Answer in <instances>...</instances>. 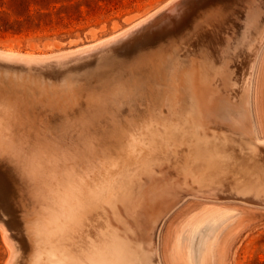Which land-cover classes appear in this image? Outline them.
Segmentation results:
<instances>
[{
  "label": "rangeland",
  "instance_id": "obj_1",
  "mask_svg": "<svg viewBox=\"0 0 264 264\" xmlns=\"http://www.w3.org/2000/svg\"><path fill=\"white\" fill-rule=\"evenodd\" d=\"M171 1L172 0H0V52L35 57H52L67 53H76L88 46H93L101 42H105L106 40L108 41L111 38L123 34L127 30L133 28L136 24H139L140 22L147 20L148 18H152L153 16L152 20H148L150 24H152V21L154 19H157L158 17L157 15H153V13H157L159 9L161 10ZM206 2H208V5L206 4ZM214 2H216V0H199L198 2L193 4L194 6H192V8H189L186 13H184L178 19H174L172 21V23H174V25H172V28H174V30L169 34H166L168 38L166 37V35H155L154 38L152 37L151 40L146 42V44L149 42L146 48L141 49L145 47L146 44L144 43L140 44L141 46L135 45L131 49H129L132 52L128 50L127 52L117 54L113 61H111V63L113 62V64L106 63L104 65L103 62L100 63V60L96 59L95 61V58H92L91 63H87L86 65H89L84 68L82 72L81 69H77L70 73L73 79H71L70 76L68 77L69 74L66 75V72L64 70L63 71L65 73H60L62 70L57 69L58 65L50 66V68L48 67L47 69H44L46 68V66H39L41 67L39 68V70L34 67L32 68L28 66H26V70L20 69V71L19 69H0V163H2V165L0 164V167H4V165L7 167H17L24 183L22 186L23 200H21V203L18 202L17 204H13L11 199L4 193V190L1 191L0 189V209L3 210H0V218L2 219L3 217L4 219H2V221L0 219V264H11L12 258L14 259L12 260L15 261L12 262V264H28V259L25 260V258H28L32 250L33 241L31 237L33 234V226L38 221V218L41 215L40 211L42 209V198L40 197L41 193L39 190L40 184L38 183V179H36L35 176L33 177L29 170L31 165H34L36 161L46 164L50 160V163H52L60 153L66 154L67 162H74V164L77 163L79 166L82 165L84 161H79L82 159H85V163H83L85 166L86 161L87 163L90 162L91 164H95V162L97 163V160L99 159V161L102 162L106 156L108 159L111 157L110 160L114 159L115 161H119V158L122 157L125 153L127 144L126 142L128 141L129 135L134 131V129L140 127L141 124L143 125L146 120H150L152 118L155 119L158 116L169 117L173 115V113H176V115L178 116L182 114L185 115L187 114V111L190 112L189 110L191 109H195V111H198L201 121L202 119H204L202 123L204 126H206L204 128L208 130L207 132L209 134L215 133L217 135L221 134L222 136L227 135L226 137L230 136L242 138L246 135L250 136V134L252 136L250 130L251 128H253L258 136L259 144L264 146V30L254 31L258 26L255 25V23L258 24V17H256L255 19H245L244 17L243 21L245 22L243 23L245 24L240 25V27L242 28L240 30L250 27V35L252 37L249 36V44L255 45V43L257 44L259 41L262 42V47L259 50L254 66L252 83L249 90H242L237 94L233 93L231 89V81L236 70L235 63L237 62V60H239V56H237L236 58V53H233L231 48L228 50L226 48L231 47V45L229 44L233 43L237 38V35H235L234 31H230V28L233 26V24L239 23V21H241V16H243L244 14H246V18H248L247 15L252 11V7H255L256 2L255 0H244V2L242 0H237L236 2L240 3L238 4L239 7H237L236 3H234V5H231L232 7L230 6V9L226 8L221 12L214 8ZM260 2L262 3V0ZM252 3L254 4L253 6L251 5ZM210 9H213V11L215 12H211L212 10L210 11ZM207 11L210 13H208ZM242 13L243 15H241ZM256 16H258V14ZM182 20H184L183 24L181 23ZM247 21L251 23L249 24ZM230 22L232 24H230ZM179 27L182 29H179ZM227 27L229 28L228 30L230 32L227 30ZM188 28L189 30L187 31ZM139 29H137V31H139ZM185 29L187 32L185 31ZM259 31L260 33L258 34ZM133 32L130 33L133 34ZM232 32L233 35H231ZM182 33L185 34L183 35ZM200 36L201 38H199ZM159 37H161L162 39ZM232 37L235 38L232 39ZM202 38H204L203 41H201ZM207 38H209L211 41L207 40ZM158 39L160 43L158 42ZM225 39L226 43L223 42ZM250 39H252L251 42ZM205 40L208 42H206ZM199 41L204 44L206 43L205 46L210 47H208L206 50V48L203 46L204 44L199 43ZM155 42H158L160 45L162 44V48L160 49L161 52L156 54L157 56L155 55L154 57L149 59V61L142 60L144 56H141V54H146L145 50L148 46L155 47ZM158 43L156 46L159 45ZM227 43L229 46H226ZM195 46L196 50H194ZM185 48L189 50L185 51ZM139 49H141L142 52ZM175 50L176 52H178V54H180L178 55L177 53H175ZM213 50L216 53H214ZM137 52L140 57L138 56ZM182 52L184 53V55L182 54ZM89 53H91L92 55H96L98 53V50ZM153 53L154 51H152V54ZM185 54L187 55L186 58ZM82 55H84V53ZM177 55L181 57L179 58ZM212 55H215L214 58ZM135 56L137 57L134 58ZM218 56H220V58ZM174 57L175 59H173ZM120 59L122 61H124L125 59V61L122 62ZM217 59L219 60L217 61ZM52 60H56V58H52ZM118 60L122 62L121 66L119 65ZM184 60H186L187 63ZM134 61H136V64H133ZM140 62L141 64H139ZM114 63L120 66V68L126 65V68H122L123 72L121 71V73L119 71L120 68L114 67L115 69L113 68L112 70V67L115 65ZM142 63L146 64L147 66L143 65ZM215 63H217V67L214 65ZM110 64L111 66H113L110 67ZM122 64L125 65L122 66ZM91 66L95 67L91 68ZM169 66L173 67L174 70H172V68H170ZM143 67L145 71H147L146 69L148 67L150 69V72L152 71L154 74L150 75L149 73L148 75L149 71L145 72L143 70ZM150 67H152L153 69L151 70ZM94 68L97 69L95 70ZM103 68H106V72ZM109 68H111V72H108V70H110ZM40 69H42L43 71H41ZM138 69H140V72H142L140 73ZM99 70L100 72H97ZM114 70L117 74L114 72ZM125 70L126 73L124 72ZM129 70L131 71V73ZM6 71H9L8 74ZM143 71L146 74H143ZM157 71L159 74H157ZM127 72L129 73V75H127ZM30 73L36 76L35 79L34 76L28 75ZM107 73H111V76H116H114V78H111V76ZM52 74H54V77H52ZM42 75L45 76V78H43ZM101 75H107V78L106 76L105 78H102L103 76L101 77ZM123 75L125 76V78H127H124L126 82L124 81V79H122ZM145 75L148 79L144 78ZM156 75L159 78H156ZM49 76L51 78H49ZM41 77L43 81H41ZM64 77H66L67 80L64 79ZM96 77H98V79ZM54 78L58 80H54ZM74 78H76L77 80H74ZM78 78H80L81 80ZM162 78L164 79L163 81ZM84 79H86L87 81ZM101 79L104 81H102ZM106 79L110 80V82L108 83V80ZM117 79L122 80L124 82V85ZM128 79H131L133 81H128ZM225 79L226 83H224ZM48 80L51 81L48 82ZM215 81H217L216 84ZM98 82L101 84H99ZM96 83L98 84L97 87ZM116 84L119 85V87L116 86ZM166 84L167 88L165 86ZM218 84H226V86L229 85V87H227V89L225 88L226 86L223 85L225 88L224 92L223 89H221V87L223 88V86H219ZM99 85L103 86L99 87ZM105 86H107V88H105ZM136 86L140 89H137ZM89 87L91 89H89ZM161 87L165 88L162 89ZM141 88H144V90H142L143 92L141 91ZM92 89H94L95 91ZM103 89L105 90V92H103ZM136 90L137 92H139V94L136 92ZM162 90H165L166 92ZM226 90H228L227 92L229 94L226 93ZM106 91H109L110 93H107ZM2 92L4 93L3 95ZM105 93H107V95ZM109 94H111L110 97L108 96ZM223 95L228 98H225ZM113 98H115L116 100ZM188 98L190 99L188 100L189 102L187 101ZM103 100H106L107 103ZM114 100L116 101V105ZM192 100L193 102L191 103L190 101ZM198 100L202 102L198 103ZM84 102L85 106L82 105V103L84 104ZM111 102L113 104H110ZM129 102H131V104H129ZM135 102L138 103V106L137 103L135 104ZM100 103H102L103 105H101ZM117 103H119V105H117ZM121 103H124L123 106ZM95 104H97L98 106H96ZM104 104L106 105V109L104 108ZM108 104L110 105L107 106ZM112 105L114 108L111 107ZM109 107L112 111H110ZM116 107H118L119 110H117L118 108L116 109ZM96 108H98L99 110ZM121 109L122 111H120ZM101 110L103 113L101 112ZM137 110L143 115L141 116V114L138 113ZM76 111L79 113V115H81H77L78 113ZM117 111L119 114L117 113ZM94 113L97 114L93 116ZM112 113H114L115 115L117 114L118 119ZM208 113L210 114V116ZM98 114H100V122L97 121V117H99ZM102 114L106 115H103L105 117V120L102 119L104 118ZM123 114L124 117L120 118L123 116ZM87 115H89V117ZM108 116L110 117V120ZM111 117L114 121H111ZM133 117H136V119ZM77 118L86 120L84 121V123H86L89 127L83 124V120L81 121ZM141 118L143 119V121ZM87 120L91 122V125L93 122V126H91L90 123L87 122ZM234 120L238 123H236L237 125L234 123ZM104 121L108 122L106 123L108 125H105ZM101 123H103V125L101 126H104L105 128L101 127L100 129L99 125ZM109 123L110 127L113 124H117L113 125L116 128L111 127L112 130L109 129ZM128 123H130V125L127 126ZM78 124H81L82 127L80 125L78 126ZM228 124L231 126L230 128ZM210 127L213 128L211 129ZM214 127H216L217 129H215ZM242 131L244 132V134H242ZM224 132H226V134H224ZM55 133L59 137L57 135H53ZM56 136L58 137V139ZM52 141L54 142V144ZM81 145H83L87 152L84 151V148L81 147ZM80 147L82 150H80ZM73 150L74 152L76 151L77 156L76 153L73 152ZM81 151H84L82 152V156ZM72 152L74 155L72 154ZM84 153L91 154L92 156H88V154L84 155ZM101 153H103V155ZM67 155L69 156V158ZM78 155L82 158H80ZM99 155H101L102 158L104 157L103 160ZM85 156H87V158H85ZM37 157L38 159H36ZM74 157H77L76 160H78V162L74 159ZM170 169H172V167H170ZM160 174L156 176V185L157 183L162 184L164 182H168L169 184L174 183L169 179L171 177H169V174H166L165 172H162ZM175 174L178 177L176 171ZM2 181L5 182L3 176L0 177V183H2ZM185 195L186 193H183L177 198L173 196L168 197V199L166 200L168 201V203L171 200L170 203H172L166 206L167 209H163L158 212V222H161L158 232V252L161 264H201L200 262H195L193 257H190L188 255V250L179 249L177 243L175 242H177L178 237L185 233V230H187L200 216L204 215L205 213L208 217H212V214L214 216H222L223 214L228 216L226 220L225 218L222 220V222L224 221L223 223H220L222 225L219 226V224H216L217 228L215 229L219 228L217 231L214 229V231H211L212 234L216 231L214 235L217 237H213V235H211L214 240L212 238H209L207 241L209 242L210 240H212V242L210 241L211 255L208 256V259L205 262L206 264H264V207H257L255 205L245 203L237 199L213 201L211 199L207 200V198L204 200L197 199V197L192 195L185 197ZM181 198L183 199L179 200ZM177 201L180 202L176 204ZM1 212L6 216H2ZM162 216L163 218H161ZM20 218L22 219L20 220ZM20 222L23 223V225H21ZM206 224L208 226V223ZM205 225L204 227H206ZM210 225H212V222ZM4 229L6 231H4ZM22 232L24 233L23 240L25 242H23L21 245L18 238ZM9 233H11V235ZM25 236L27 237L26 239ZM5 239L7 240L8 244ZM12 244H15V247ZM175 245L177 247H175ZM212 254L214 258H212Z\"/></svg>",
  "mask_w": 264,
  "mask_h": 264
},
{
  "label": "bare ground",
  "instance_id": "obj_2",
  "mask_svg": "<svg viewBox=\"0 0 264 264\" xmlns=\"http://www.w3.org/2000/svg\"><path fill=\"white\" fill-rule=\"evenodd\" d=\"M175 1L172 5L168 6L167 9H170L171 11H173L177 4H178V6L179 5L182 6V3H183V2H181L182 0H175ZM236 1L237 0H216V2H214L215 4H213V5H214V8H216L217 10H219L221 12V11H224L226 8L230 9V6L234 5V3H236V6L239 7L238 4H240L241 1H240V3L239 2L237 3ZM242 1L244 2V0H242ZM260 1L255 0L256 5H255V7H252V11L247 15L248 18H246V14H244L245 15L244 16L242 13L241 15H243V16H241V19H240L241 21H239V23L233 24V26L230 28V31H234L235 35H237V38L234 40L233 43H231L227 39L231 43V44H229V45H231V47H229V48L226 47V46H229L228 43L225 47L227 48V50L231 48L232 52L236 53V58H237V56H239L238 57L239 60H237L235 58L237 60V62L235 63L236 64V70L234 72V76H233V79L231 81L232 82V88L231 89H232L234 94L240 93L242 90H249L251 83H252L254 66H255V63L257 60L259 50L262 47V42L259 41L257 44L255 43V45L249 44V36H251L250 35V29H249L250 27L249 28L247 27L243 30H240V29H242L240 27V25L245 24V23H243V22H245V21H243L244 17H245V19H255L256 17H258V24L255 23V25H258V26H257V29H255L254 31H256V30H262L263 31L264 30V4H263L264 0H262V3ZM206 4L208 5V2H206ZM251 5L253 6L254 4L252 3ZM235 10H237V9H235ZM210 11L213 13L215 12V11H213V9H210ZM244 11H246V10H244ZM208 13H210V12H208ZM155 14L153 13V15H155ZM238 14H239V11H238ZM257 14H258V16H256ZM162 17H164V15ZM165 17L160 18L157 22H152V24H150L149 19L152 20V18H153V16H152V18H148L147 20H144V21L140 22L139 24H136L133 28L127 30L126 32L124 31L125 33H123V34H120L114 38H111L108 41L106 40L105 42H101V43L93 45V46L92 45L88 46L82 50L78 49L80 51L76 52V53H67V54L57 55V56H52V57H35V56L17 55V54H13V53L0 52V59H2L4 61H9V62L19 64L21 66L32 65V66H28V67H34L37 70H39V68H41L39 66H43V67L46 66V68H44V69H47L48 67L50 68V66L58 65L57 69L62 70L60 73L66 72V75L69 74L68 77L69 76L71 77V75H70L71 72H73L77 69H81V72H82L83 69L89 65V64L88 65H86V64L91 63L92 58L93 59L95 58L94 59L95 61H96V59L100 60V63L103 62L105 65L106 63H111V61H113V59L117 56V54L127 52L129 49H131L135 45L139 46L140 44H144V43L146 44V42L151 40L152 37L154 38L155 35L164 36L166 34L171 33L174 30V28H172V25H174V23H172V21L176 17L170 16V15L165 16ZM194 17H190V18H194ZM188 18H189V16H188ZM183 21L184 20H182V22H181L182 24H183ZM249 21H247V22L249 23ZM231 22H230V24H232ZM247 22H246V24H247ZM177 26H179V25H177ZM137 29H139V31H137ZM179 29H182V28L179 27ZM228 29L229 28L227 27V30ZM188 30H189V28L187 29V31ZM133 31H135V32H133ZM185 31H186V29H185ZM130 32H133V34H131ZM129 33H130V35H129ZM259 33H260V31L258 32V34ZM182 34L184 35L185 33H182ZM127 35H129V36H127ZM224 35H226V34H224ZM231 35H233V32ZM166 37H167V35H166ZM170 37H172V36H170ZM189 37H191V36H189ZM226 37H228V36H226ZM258 37H261V36H258ZM159 38H161V37H159ZM199 38H201V36ZM233 38H235V37H232V39ZM203 39L204 38H202V40L201 39L200 40L203 41ZM163 40H164V38H163ZM197 40H198V38H197ZM207 40H210V39L207 38ZM201 41H199V43H202ZM216 41H218V40H216ZM225 41H226V39L223 42H225ZM251 41H252V39H250V42ZM151 42H150V44H151ZM153 42H154V40H153ZM158 42H159V39H158ZM206 42H208V41H206ZM157 43H156V45H157ZM216 43H218V42H216ZM147 44L145 45V47H143L141 49L146 48ZM202 44H204V43H202ZM205 44L203 46L207 50V48L210 46H205ZM156 45H154L155 47L152 46L153 48L150 46L147 47V49L145 50L146 54L145 55L141 54V56H144V58L142 60L149 61V59H151L156 54L161 52L160 49L162 48V44L161 45L159 44L158 46H156ZM185 46H187V45H185ZM204 47H203V49H204ZM195 48H196V46L194 47V50H196ZM141 49H139V50H141ZM218 49H220V48H218ZM96 50H98V53L96 55H92L91 53H89L92 51L94 52ZM186 50H189V49L185 48V51ZM152 51H154L153 54H152ZM130 52H132V51H130ZM141 52H142V50H141ZM173 52H174V50H173ZM213 52L216 53L214 50H213ZM83 53H84V55H82ZM175 53L178 54V52H176V50H175ZM137 54H138V52H137ZM182 54L184 55L183 52H182ZM138 56H139V54H138ZM177 56H175V57H177ZM214 56H213V58H214ZM136 57L137 56H135L134 58H136ZM175 57L173 59H175ZM186 57H187V55L185 56V58ZM218 57L220 58V56H218ZM52 58H54V59L56 58V60H52ZM98 58H100V59H98ZM215 58H217V57H215ZM231 58H232V54H231ZM138 59H140V58H138ZM187 60H188V58H187ZM218 60L219 59H217V61ZM124 61H125V59H124ZM124 61H122V62H124ZM173 61H175V60H173ZM176 61H178V60H176ZM184 61H186V60H184ZM215 61H216V59H215ZM118 62H119V65L121 66L122 62H120L119 60H118ZM135 62L136 61H134L133 64ZM186 63H187V61H186ZM111 64H113V62ZM111 64H110V67L113 66V65L111 66ZM117 64H115L112 67V70L114 67L120 68V66H118ZM125 64H126V62H125ZM125 64H122V66ZM131 64H132V62H131ZM133 64H132V66H133ZM139 64H141V62ZM216 64L217 63H215L214 65L216 66ZM93 65H95V64H93ZM137 65H138V63H137ZM143 65H146V64H143ZM146 66H145V68H146ZM93 67H95V66H91V68H93ZM124 67L126 68V65L121 67L120 68L121 70L119 69L120 73L122 71V68H124ZM134 67H135V65H134ZM218 67H219V63H218ZM136 68H138V67H136ZM150 68H151V70L153 69L152 67H150ZM170 68H172V70H174L173 67H170ZM233 68H234V66H233ZM26 69H27V67H26ZM94 69L96 70L97 68H94ZM105 69H104V71H105ZM109 69L110 70H108V72L109 71L111 72V68H109ZM131 69H133V68H131ZM148 69L149 68L147 67V69H146L147 71H145L144 67H143V70L145 72L149 71L148 75H149V73H150V75L154 74L152 71L150 72V69L149 70ZM40 70L43 71L42 69H40ZM87 70H88V68H87ZM90 70H92V69H90ZM138 70L140 72V69H138ZM215 70H217V69H215ZM2 71H4V70H2ZM19 71H20V69H19ZM28 71H29V68H28ZM127 71H128V69H127ZM144 71H143V74H146ZM6 72L8 74L9 71H6ZM6 72H4V73H6ZM97 72H100V70ZM114 72H115V70H114ZM124 72L126 73V70ZM155 72H156V70H155ZM130 73H131V71H130ZM135 73H136V69H135ZM86 74H88V73H86ZM110 74H108V75H110ZM157 74H159L158 71H157ZM168 74H169V72H168ZM13 75H14V73H13ZM28 75L34 76V74H31V73ZM52 75H53L52 77H54V74H52ZM88 75H90V74H88ZM127 75H129V73ZM127 75H126V77H127ZM60 76H62V75H60ZM85 76H87V75H85ZM102 76L103 75H101V77ZM105 76L107 78V75H105ZM105 76H103L102 78H105ZM114 76H116V75H114ZM114 76H111V78L112 77L114 78ZM121 76H120V79H121ZM7 77H6V80H7ZM35 77L36 76H34V79H35ZM75 77H77V76H75ZM146 77L147 76L145 75L144 78H146ZM151 77H153V76H151ZM43 78H45V76H43ZM49 78H51V77L49 76ZM58 78H60V77H58ZM96 78L98 79V77H96ZM124 78H125V76L123 75L122 79H124ZM156 78H159V77L157 76ZM156 78H154V79H156ZM41 79H42V77H41ZM64 79H66V77H64ZM71 79H73V78L71 77ZM75 79L76 78H74V80ZM78 79H80V78H78ZM120 79H117V80H119V82L121 81L124 85V82ZM125 79H127V78H125ZM125 79H124V81H125ZM132 79H133V77H132ZM141 79H143V78H141ZM146 79H148V78H146ZM151 79H153V78H151ZM52 80H53V78H52ZM54 80H58V79L54 78ZM84 80H86V79H84ZM106 80H108V79H106ZM129 80H131V79H128V81ZM163 80L164 79L162 78V81ZM41 81H43V79ZM49 81H51V80H48V82ZM102 81H104V80H102ZM128 81H127V83H128ZM131 81H133V80H131ZM144 81H145V79H144ZM148 81H147V83H148ZM109 82H110V80H108V83ZM63 83H64V81H63ZM216 83H217V81H215V84ZM224 83H226V79H225ZM85 84H87V83H85ZM99 84H101V83H99ZM106 84H107V82H106ZM125 85H127V84H125ZM161 85H163V84H161ZM218 85L219 86H223V85L226 86V84H218ZM18 86H21V85H18ZM62 86H63V84H62ZM97 86H98V84L96 85V87ZM100 86L101 85H99V87ZM116 86L119 87V85H117V84H116ZM154 86H155V83H154ZM154 86H153V88H154ZM165 86L167 88V84ZM224 86H223V88L221 87V89H223V91L225 88L229 87V85L226 86L225 88H224ZM141 87H142V85H141ZM146 87H148V86H146ZM98 88H95V89H98ZM105 88H107V86H105ZM136 88H137V86H136ZM164 88H162V89H164ZM218 88H220V87H218ZM89 89H91V88L89 87ZM92 90H94V89H92ZM101 90H102V88H101ZM142 90H144V88L143 89L141 88V91ZM147 90H148V88H147ZM162 91H165V90H162ZM227 91L228 90H226V93H228ZM229 91H230V89H229ZM103 92H105V90ZM136 92H137V90H136ZM107 93H105V94L107 95ZM137 93L139 94V92H137ZM3 94L4 93L2 92V95ZM99 94H100V91H99ZM147 94H149V93H147ZM221 94H222V92H221ZM101 95H102V93H101ZM116 95H118V94H116ZM143 95H144V93H143ZM108 96L110 97L111 94H109ZM148 96H150V95H148ZM189 97H190V95H189ZM224 97L228 98L226 96H224ZM9 98H11V97H9ZM17 98H18V96H17ZM106 98H107V96H106ZM113 99H115V98H113ZM118 99H119V97H118ZM111 100H112V97H111ZM188 100H190V99L188 98L187 101ZM103 101L106 102V100H103ZM85 102H84V104L82 103V105L85 106ZM190 102L192 103L193 100ZM200 102H202V101L198 100V103H200ZM119 103H117V105H119ZM124 103H121L122 106ZM136 103L137 102H135V104ZM191 103H189V104H191ZM89 104H92V103H89ZM100 104L103 105L102 103H100ZM110 104H113V103L111 102ZM110 104H108L107 106H109ZM129 104H131V102H129ZM95 105L98 106L97 104H95ZM115 105H116V101H115ZM105 106L106 105L104 104V108L106 109ZM122 106H120V107H122ZM133 106H135V105H133ZM137 106H138V103H137ZM139 106H140V104H139ZM95 107H93V108H95ZM99 107H101V106H99ZM111 107H113V105ZM190 107H191V105H190ZM117 108L118 107H116V109ZM96 109H98V108H96ZM109 109H110V107H109ZM150 109H152V108H150ZM247 109H248V107H247ZM98 110H97V112H98ZM117 110H119V108ZM138 110H139V108H138ZM110 111H112V110L110 109ZM120 111H122V109ZM189 111L190 112L187 111V114H185V115L182 114L180 116L176 115V113H173V115H171L169 117L158 116L155 119L152 118L150 120H146V122H144L143 125L141 124V126L136 128V129L133 128L134 131L129 135L128 141L126 142L127 144H126V148H125L126 149L125 153L122 157L119 158V161H115L114 159L110 160L111 157L108 159L107 156L105 158L103 157L104 158V160H103L102 156L99 155V156H101V158L103 160L102 162L99 161L100 159L97 160V163L95 162V164H91L90 162H88L89 163L88 164L86 161V166H85L83 164V163H85V159H82L79 161H83V160L84 161H83V163L80 162V163H82V165L79 166L77 163H76L77 164L76 165V164H74V162L73 163L67 162L66 161L67 160L66 154L60 153L57 155V157L53 160L52 163H50V160L46 164H44L43 162L40 163V162L36 161L34 165H31V167L29 169L30 173L33 177L35 176V178L38 179V181H39L38 183L40 184V185L39 184L38 185L40 186L39 190L41 193L40 197L42 198V204H41L42 209L40 211L41 215L38 218V221L33 226V232H32L33 234L31 237L32 241H33L32 242L33 243L32 250H31L28 258H25V260L28 259V264H161L159 252H158V232L160 229L161 222H158V218H159L158 212L163 210V209L164 210L167 209L166 206L168 204L170 205L172 203V202L170 203L171 200L168 203V201L166 200V199H168V197L173 196V197L177 198L178 196L182 195L183 193H186L185 197L192 195V196L197 197V199H201V200H204L206 198H207V200L211 199L213 201L237 199V200H240L242 202L255 205L257 207H261V208L264 207V146L259 144L258 136H257L255 130L253 128H251L250 131L252 133V136L250 134V136L246 135L245 137H242V138L230 137V136L226 137L227 135L222 136L221 134L217 135L215 133L209 134L207 132L208 130H206V128H204L206 126H204L202 123V121L204 119L201 118L202 121L200 120V115H199L198 111H195V109H193V110L191 109ZM84 112H86V111H84ZM101 112H102V110H101ZM117 113H118V111H117ZM127 113H129V112H127ZM138 113L141 114V112H139V111H138ZM142 113H143V111H142ZM145 113H147V112H145ZM201 113H203V112H201ZM247 113H248V111H247ZM95 114H97V113H94L93 116H95ZM112 114L115 115L114 113H112ZM77 115H79V113ZM99 115L100 114H98V116ZM103 115L104 114H102V116ZM142 115L143 114H141V116ZM204 115H205V113H204ZM82 116H83V114H82ZM87 116L89 117V115H87ZM104 116H106V115H104ZM209 116H210V114H209ZM115 117L117 118V114L115 115ZM123 117H124V114L120 118H123ZM136 117H133V118L136 119ZM97 118H98L97 121L100 122V120H99L100 116ZM108 118L110 120L109 116H108ZM108 118H106V119H108ZM77 119H79V118H77ZM77 119H75V120H77ZM102 119L105 120V117ZM143 119H144V116H143ZM143 119H142V121H143ZM79 120H81V118ZM109 120H108V122H109ZM112 120L113 119L111 117V121ZM119 120H121V119H119ZM60 121H62V120H60ZM84 121H86V120H83V124L86 126L87 124L84 123ZM136 121H138V120H136ZM87 122L90 123V125H91V122H89L88 120H87ZM101 122H103V121H101ZM108 122H105V125H108V124H106ZM123 123H125V122H123ZM208 123H210V122H208ZM234 123L236 124L237 122L234 120ZM98 124H97V126H98ZM111 124H113V123H111ZM231 124H233V123H231ZM243 124H244V122H243ZM79 125L81 126V124H78V126ZM101 125H103V123H101L99 125L100 129H101V127H104ZM113 125H117V124H113ZM113 125H111V127H114ZM128 125H130V123H128L127 126ZM91 126H93V122H92ZM87 127H89V126L87 125ZM109 127H110V123H109ZM111 127L109 129H111ZM230 127L231 126L229 125V128ZM114 128H116V127H114ZM118 128H120V127H118ZM214 128L217 129L216 127H214ZM55 130H57V129H55ZM232 130H236V129H232ZM105 131H103V132H105ZM127 131H128V128H127ZM130 132H131V129H130ZM226 132H224V134H226ZM60 134H62V133H60ZM127 134H129V133H127ZM242 134H244V132ZM53 135H57V134L55 133ZM110 135H111V133H110ZM112 135H114V134H112ZM58 137H57V139H58ZM110 138H111V136H110ZM53 144H54V142H53ZM81 147H83V145H81ZM81 147H80V150H82ZM71 149H70V151H71ZM84 151H86L85 148H84ZM84 151H81V156L83 155L82 152H84ZM73 152H74V150H73ZM73 152H72V154H73ZM88 152H89V149H88ZM68 153H69V151H68ZM74 153H76V151ZM90 153H92V152H90ZM72 154H69V155H72ZM86 154H88V153H86ZM86 154L84 153V155H86ZM101 154L103 155V153H101ZM90 155L91 154H88V156H90ZM76 156H77V153H76ZM81 156H79V157L82 158ZM68 158H69V156H68ZM72 158H70V159H72ZM85 158H87V156H85ZM113 158H115V157H113ZM36 159H38V157ZM74 159L76 160L77 157L76 158L74 157ZM95 160H96V158H95ZM76 161L78 162V160H76ZM0 164L2 165V163H0ZM18 167H20V166H18ZM81 167H83V168H81ZM170 167H172V169H170ZM18 170L19 169H17V167H13V166L7 167L4 165V167L3 166L0 167V177L3 176L4 181H5V182L2 181V183H0V189H1V191L4 190V193L6 194V196H8L11 199L13 204L14 203L17 204L18 202L21 203V200H23L22 186L24 183L22 181V178H21ZM174 170L177 172L179 178L176 176ZM162 172L169 174V177L171 176L169 179L172 180L174 183L169 184L168 182H164L162 184L157 183V185H156V179H157L156 176ZM32 176H31V178H32ZM182 197H184V196H182ZM182 199L183 198H181L179 200H182ZM179 202L177 201L176 204ZM16 209H17V207H16ZM1 211H3V210H1ZM1 214H2V212H1ZM3 214H2V216L5 217L6 215H3ZM227 217L228 216L224 215V214L222 216H218V215L214 216L212 214V217H208L207 214L205 213L204 215L200 216L187 230H185L184 231L185 233H183L180 237H178V240L175 243H177V246L179 249L188 250V255L190 257H193L195 262H197V263L200 262L201 264H204L207 261L208 256L211 255L210 254V251H211L210 241L212 242V240H210L209 242H207V241L209 238H212L211 235H213V237H217L214 235V233L219 228L218 229H215V228H217L216 226L218 224H219V226L222 225L220 223L222 222V220L224 218L226 220ZM161 218H163V216ZM210 218H212V219H210ZM2 219H3V217H2ZM2 219H1V221H2ZM21 219L22 218H20V220ZM20 220H18V221H20ZM211 222H212V225H210ZM206 223H208V226ZM21 225H23V223H21ZM204 225L206 227H204ZM213 229L216 231L212 234L211 231ZM4 231H6V230L4 229ZM22 233H21V235H19V238H18L19 243L21 245L23 242H25L23 240L24 239V233L23 234ZM6 234H7V232H6ZM9 234L11 235V233H9ZM4 235H5V233H4ZM26 238L27 237L25 236V239ZM6 239H7V237H6ZM6 239H5V241L7 242ZM7 244H8V242H7ZM12 245H14V247H15V244H12ZM177 246L175 245V247H177ZM11 255H10V257H11ZM14 255H16V254H14ZM26 255H28V254H26ZM212 258H214L213 254H212ZM9 259H11V258H9ZM12 259H11V264H12V262H15V261H13L14 259L13 260ZM200 259H202V260H200ZM212 260H211V262H212ZM207 263H209V262H207ZM214 263H215V261H214Z\"/></svg>",
  "mask_w": 264,
  "mask_h": 264
},
{
  "label": "water",
  "instance_id": "obj_3",
  "mask_svg": "<svg viewBox=\"0 0 264 264\" xmlns=\"http://www.w3.org/2000/svg\"><path fill=\"white\" fill-rule=\"evenodd\" d=\"M174 1L175 0H172L170 3H168V5H166L161 10H159L155 14V15L158 16L157 19H154L152 22H157L160 18H164L165 16H169V15L170 16H175L176 18H174V19H178L184 13H186L189 10V8H192V6H194L193 4H195L199 0H182L181 1V2H183L182 6L181 5L178 6V4H177L173 11H171L170 9H167L168 6H170V5H172L174 3ZM163 15H164V17H162ZM26 66H30V65H26ZM26 66H21L19 64L13 63V62L4 61V60L0 59V68L1 69H6V70H8V69L16 70V69H23V68L26 69L25 68Z\"/></svg>",
  "mask_w": 264,
  "mask_h": 264
}]
</instances>
